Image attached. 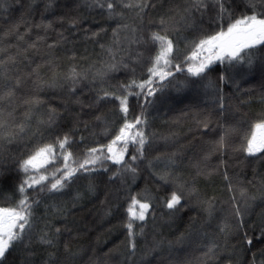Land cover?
I'll return each instance as SVG.
<instances>
[{
	"label": "trees",
	"instance_id": "16d2710c",
	"mask_svg": "<svg viewBox=\"0 0 264 264\" xmlns=\"http://www.w3.org/2000/svg\"><path fill=\"white\" fill-rule=\"evenodd\" d=\"M111 2L109 10L107 0H0V114H9L0 118L5 125L0 207H15L21 199L20 164L38 147L68 136L67 151L78 164L88 149L110 143L125 117L119 101L99 98L104 91L120 95V85L132 80L148 79L158 50L153 32L174 44L168 69L173 75L155 84L154 96L128 98L127 120L142 114L145 123L138 127L147 137L135 161L130 157L137 155L136 146L128 145L125 162L135 172L104 161L96 171H78L58 192L27 189L30 243L14 245L2 264H68L85 245L79 262L73 256L74 264H93V257L99 258L96 264H264V151H245L254 124L264 121V45L249 50L250 62L247 56L240 62L214 61L200 76H191L188 64L207 53L196 61L185 57L219 30L208 23L215 15L212 0H205L206 9L188 12L182 23L179 15L192 0ZM254 3L264 12V3ZM245 10L252 11L248 0H235L224 25ZM177 64L185 70L176 71ZM6 86L12 95L1 92ZM177 99L180 103L166 110ZM180 160L190 168L184 170ZM61 166L58 159L45 174L51 180ZM113 173L118 175L110 179ZM86 188L96 193L91 203L83 200ZM174 190L183 198L177 210H169L164 201ZM132 196L150 208L130 237L125 225ZM105 210L109 216L100 230L97 216ZM45 233L52 245L40 243Z\"/></svg>",
	"mask_w": 264,
	"mask_h": 264
},
{
	"label": "snow or ice",
	"instance_id": "6c2138e0",
	"mask_svg": "<svg viewBox=\"0 0 264 264\" xmlns=\"http://www.w3.org/2000/svg\"><path fill=\"white\" fill-rule=\"evenodd\" d=\"M260 2L264 3V0H260ZM212 3L215 6V15L210 18L208 23L209 25L215 23L219 30L201 39L195 45V50L192 54L185 57V61H196L201 53H207L203 59H199L198 63L188 64L186 71L191 76H200L214 61L222 63L240 62L247 56L250 62L251 53L249 50L256 48L258 45H264V12L255 10L254 0H248V5L252 8L250 13L245 10L240 16L227 23L226 26L223 21L225 17L232 16L231 9L235 4V0H212ZM99 6L104 7L105 5L101 4ZM113 6V2L107 0V9L111 10ZM207 7L205 0H192V8L186 9V11L190 14L192 9L201 11ZM163 23L164 21L161 20V24ZM150 39L153 44L158 45V50L152 58L151 67L147 69L148 79L140 82L132 80L128 84L120 85L122 90L120 95L104 91L103 96L99 98H114L119 101V110L125 117V122L110 143L99 148L88 149L85 158L76 164V161L72 159V153L67 151L70 139L65 136L62 139H58L55 145L45 144L38 147L27 159L21 162L20 170L25 174V179L17 186L21 199L15 207H0V264H2L7 253L14 245L23 244L27 248L28 243H30L28 230L31 229L30 217L32 213L31 202L26 195L27 189H36L37 186H40V191L58 192L66 186V182L78 171H96L97 169L94 166L102 164L104 161H111L115 165L122 166L126 171L135 172V168L132 167L131 163L125 162L128 145L136 146L137 155L130 157V161H135L143 155L147 137L143 129L138 127L145 123L142 114L136 116L132 121L127 120L129 111L128 98L129 96L139 97L141 95L145 98L154 96L156 91L159 90L155 87V84L159 83L162 85L164 80L173 75V72L168 70L173 66L171 59L174 51L173 41L167 35H161L159 32H153ZM139 55L137 53V56ZM112 67L114 65L109 66V68ZM175 69L176 71L185 70L179 64L175 65ZM73 75H75V72H73ZM98 75H102V73H98ZM133 89H139L140 91L135 92ZM8 95H12L11 90H9ZM0 99H3V97H0ZM97 119L100 118L97 117ZM4 127L3 121L0 120V129ZM220 143H223V138H221ZM245 151L250 155L264 151V121L254 124L253 129L246 137ZM58 159L62 161V166L57 167L51 173L52 179L50 180L49 175L45 174L46 167ZM73 165L76 166L74 167ZM41 169H45V172L42 173ZM104 170L107 171V168ZM117 175L118 173H113L110 179H115ZM188 191L192 193L195 190L189 189ZM182 198V193L174 190L167 200L164 201V205L169 210H177L178 206H181ZM149 208L150 204L148 202H141L136 196L130 198V203L127 207L129 219L125 225L130 237L133 235L134 223L136 221H144ZM236 213L239 215L238 208ZM56 232L59 233L60 229H56ZM40 243L52 245L53 240L48 238L45 233L40 237ZM29 255L31 254L29 253Z\"/></svg>",
	"mask_w": 264,
	"mask_h": 264
},
{
	"label": "rangeland",
	"instance_id": "374dc122",
	"mask_svg": "<svg viewBox=\"0 0 264 264\" xmlns=\"http://www.w3.org/2000/svg\"><path fill=\"white\" fill-rule=\"evenodd\" d=\"M188 4V3H187ZM190 8H192V5L189 3L188 5H186V9H190ZM186 9H185V11H184V13L182 12L180 15H179V18H178V21L179 22H181L182 23V21L184 20V18L188 15V12L186 11ZM182 17H183V19H182ZM177 21V20H176ZM11 24V23H10ZM262 74H264V72H262ZM3 94H6L7 93V95H8V92H9V87H4L3 88V90L1 91ZM9 96V95H8ZM184 102V101H183ZM165 102H161V104H162V106H163V104H164ZM180 102H179V99H177L176 101H174V103H168L167 105V109L166 110H171V109H173L175 106H177V104H179ZM36 102L32 105V109H31V111L36 107ZM193 103H191V105H192ZM195 105V104H194ZM190 107H192V106H190ZM197 108H199V107H197ZM187 110H189V111H191V112H194L193 111V109L192 108H186ZM167 111H165L164 113H166ZM197 113V112H196ZM195 114V113H194ZM8 112L6 113V111L5 110H3V113H1L0 114V118L3 120V117L4 118H7L8 117ZM171 118V117H170ZM170 120V119H169ZM161 123H163V126H167V122H166V120H162V121H160ZM174 137H176V135H173ZM170 138H171V136H169ZM172 139V138H171ZM172 142H173V140H172ZM175 146H177L178 147V145H175ZM173 150H175V149H173ZM171 152V153H170ZM169 153H167V154H172V151H170ZM177 152H179V151H177ZM180 157V156H179ZM169 158H171L170 156H169ZM205 158H207V156H205ZM181 159H182V157H181ZM203 160H204V158H203ZM180 162H182V164H183V162L184 161H182V160H180ZM168 163V165L169 166H174V164H172V165H170V161H168L167 162ZM184 164H185V162H184ZM197 163H194V166H195V168H196V170H198V168H197ZM188 168H190V167H188V165L186 166V164H185V167H184V170L185 169H188ZM83 193H85L86 194V196H87V198L85 199H83V200H86V203H91L92 201H94L95 200V196H96V193H93L91 190H89L88 188H86L85 190H83ZM77 198V196L76 197H74L73 199H74V201L75 202H77L78 200L76 199ZM73 204V203H72ZM64 205H66V204H64ZM64 205L63 206H61V207H63V208H65L64 207ZM85 205V204H84ZM83 204H80V203H78V206H84ZM60 209V208H59ZM84 210H81L79 213H82ZM102 217L100 216H97V219H98V221L101 219V223H99V224H101L100 225V230H102L103 229V227H102V223H104V221H105V219L107 220V218H108V216H109V212L108 213H106V210L105 211H103L102 212ZM95 220H96V218H95ZM77 228V229H79V228H81V226L80 225H78V227L77 226H74V228ZM102 227V228H101ZM105 230V229H104ZM166 231H167V229H166ZM96 247H98V245L96 246ZM93 249V248H92ZM86 250H87V245H85L82 249H81V251L79 252L78 251V253L76 252V254L74 253V254H72V256L71 257H68V261H67V263L68 264H74V259L75 258H73V256L74 257H76V262H79L81 259H82V257H83V255L85 254V252H86ZM30 256H32V255H30ZM115 257V254H114V256H113V258ZM97 259H99V258H92V259H90V261H92V263L93 264H96L97 262ZM89 261V262H90ZM22 263V262H21ZM120 263V262H119ZM23 264V263H22ZM65 264V263H64Z\"/></svg>",
	"mask_w": 264,
	"mask_h": 264
}]
</instances>
